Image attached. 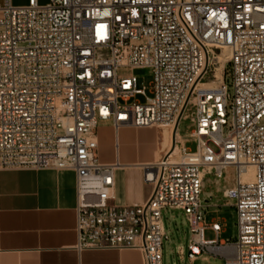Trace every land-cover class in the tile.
Here are the masks:
<instances>
[{"label": "built area", "instance_id": "1", "mask_svg": "<svg viewBox=\"0 0 264 264\" xmlns=\"http://www.w3.org/2000/svg\"><path fill=\"white\" fill-rule=\"evenodd\" d=\"M123 68L151 69V95ZM101 122L176 129L174 149L143 166L144 204L113 203L118 164L97 158ZM232 166L235 241L201 201L206 174ZM0 167L75 171L79 251L137 249L163 264L171 208L187 217L191 262L264 264V0H0Z\"/></svg>", "mask_w": 264, "mask_h": 264}, {"label": "crops", "instance_id": "2", "mask_svg": "<svg viewBox=\"0 0 264 264\" xmlns=\"http://www.w3.org/2000/svg\"><path fill=\"white\" fill-rule=\"evenodd\" d=\"M165 131L172 141L164 126L116 129L112 122L99 123L97 158L118 164L113 203L131 206L149 199L153 188L144 181L143 166L167 151ZM76 226L75 171L0 167V264H144L137 249L79 251Z\"/></svg>", "mask_w": 264, "mask_h": 264}, {"label": "rangeland", "instance_id": "3", "mask_svg": "<svg viewBox=\"0 0 264 264\" xmlns=\"http://www.w3.org/2000/svg\"><path fill=\"white\" fill-rule=\"evenodd\" d=\"M20 0H15V5H23ZM47 1V0H42ZM18 2V3H17ZM228 71L231 70L230 65L227 66ZM135 74L138 77L139 85L147 87L148 95L153 80V73L149 68H139L131 71L129 69H121L122 75ZM230 84V79L227 78ZM144 101V97H139ZM194 128L193 123L189 119H181L178 127L179 134L187 140L186 145L192 151L197 149L196 140L190 137V133ZM237 179L236 167H229L223 172L222 177H217L214 173L206 174L204 177L201 201L206 206L204 209L205 219L207 223L218 220L223 228L220 239L235 241L238 238L237 227V210L234 201L224 197V191L233 186ZM164 226L167 237L163 243V264H225V260L214 254L205 253L196 262H191L188 258V244L191 237V231L187 217L182 210L167 208L163 210ZM206 239H214L215 233L207 230ZM179 246H183L185 250L184 257L179 254Z\"/></svg>", "mask_w": 264, "mask_h": 264}, {"label": "bare ground", "instance_id": "4", "mask_svg": "<svg viewBox=\"0 0 264 264\" xmlns=\"http://www.w3.org/2000/svg\"><path fill=\"white\" fill-rule=\"evenodd\" d=\"M229 58V55H228V53H224L223 55H221L220 56V61L222 62V63H224L227 59ZM222 70V67H219L218 68V71H217V74H218V76L220 75V71ZM164 138V137H163ZM169 137H168V132L167 131H165V139H164V146L166 145V146H168V148L172 151L173 149H174V147H173V145L171 144V142L169 141V139H168ZM163 145V144H162ZM250 170L252 171V173H253V168H250ZM250 178V177H249Z\"/></svg>", "mask_w": 264, "mask_h": 264}, {"label": "water", "instance_id": "5", "mask_svg": "<svg viewBox=\"0 0 264 264\" xmlns=\"http://www.w3.org/2000/svg\"><path fill=\"white\" fill-rule=\"evenodd\" d=\"M175 145H176V129L173 133V147H175Z\"/></svg>", "mask_w": 264, "mask_h": 264}]
</instances>
